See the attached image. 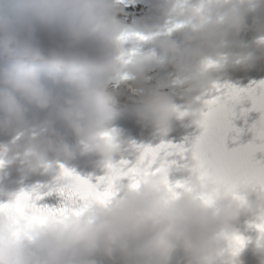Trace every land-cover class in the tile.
Returning a JSON list of instances; mask_svg holds the SVG:
<instances>
[{
    "label": "clouds",
    "instance_id": "9594fccd",
    "mask_svg": "<svg viewBox=\"0 0 264 264\" xmlns=\"http://www.w3.org/2000/svg\"><path fill=\"white\" fill-rule=\"evenodd\" d=\"M170 2L163 14L171 27L160 33L144 25L133 30L120 19L126 15L123 0H0V58L11 61L0 67V134L11 135L13 144L25 136L11 155L0 146V169L19 159L35 174L53 161L74 159V150L53 128V116L83 150L114 165L113 157L128 149L111 127L118 100L134 106L141 127L160 134L170 132L173 119L187 118L199 128L200 101L220 73L264 60V0ZM246 27L256 33L254 49L226 51ZM128 33L146 37L140 41L151 42L158 55H129L132 50L120 40ZM165 61L175 74L171 85L150 75ZM42 77L62 89V104ZM171 86L183 111L165 90ZM24 104L51 108L49 117L30 126ZM185 167L187 177L175 183L168 168L151 174L141 169L136 188L120 185L113 198L84 203L79 214L14 221L0 213V264H96L97 254L118 257L120 264H169L177 251L187 264H233L250 242L234 226L237 219L250 216L253 226L264 224V182L226 188L208 179L191 154ZM177 183L181 187L170 190ZM254 228V254L264 264V232ZM234 237L242 245L233 246Z\"/></svg>",
    "mask_w": 264,
    "mask_h": 264
},
{
    "label": "snow or ice",
    "instance_id": "6c2138e0",
    "mask_svg": "<svg viewBox=\"0 0 264 264\" xmlns=\"http://www.w3.org/2000/svg\"><path fill=\"white\" fill-rule=\"evenodd\" d=\"M133 39L140 41L146 37L137 33H128L120 37L122 42ZM134 52L135 50H132L129 55ZM245 100L251 102L249 111L260 114L259 119L250 129L254 134V139L260 143L258 145L249 143L228 150L225 147V136L229 131L234 130L232 124L234 109ZM200 102L203 104V111L200 113V134L195 137L187 150L182 146L164 143L157 147L143 146L140 149L139 159L133 167L125 170L123 161L119 164L108 165L107 174L99 178L95 184L61 166L60 172L64 185L58 191L68 202V207L53 213L47 208L37 207L29 194L20 192L12 201L0 203V213H7L14 221L24 219L36 221L50 214H79L83 211L81 205L84 203L89 201L103 203L113 198L117 194L122 179L126 178L129 186L136 188L138 172L143 169L151 174L155 170L153 164L158 160L161 171L168 168V165L163 162L162 153L189 152L197 159L199 170L208 179L229 189L238 185L257 187L264 182V163L255 159L257 151L264 152V81L247 89H240L229 84H213L212 90ZM179 187L181 185L177 183L171 185L170 190ZM35 199H40V197L36 196ZM254 227L264 232V224ZM242 243L241 237L232 238L233 246H240Z\"/></svg>",
    "mask_w": 264,
    "mask_h": 264
}]
</instances>
